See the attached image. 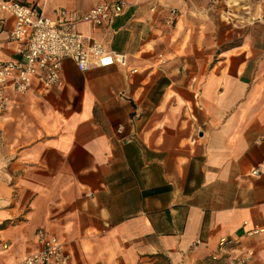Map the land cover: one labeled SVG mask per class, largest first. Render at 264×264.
Returning <instances> with one entry per match:
<instances>
[{"label": "crops", "instance_id": "crops-1", "mask_svg": "<svg viewBox=\"0 0 264 264\" xmlns=\"http://www.w3.org/2000/svg\"><path fill=\"white\" fill-rule=\"evenodd\" d=\"M25 1L52 16L101 0ZM209 1L126 0L109 27H79L122 64L65 59L58 85L7 93L0 264L39 229L70 264H264V48L251 27L210 56L236 26L214 36ZM12 21L0 13V63L16 59Z\"/></svg>", "mask_w": 264, "mask_h": 264}, {"label": "built area", "instance_id": "built-area-1", "mask_svg": "<svg viewBox=\"0 0 264 264\" xmlns=\"http://www.w3.org/2000/svg\"><path fill=\"white\" fill-rule=\"evenodd\" d=\"M125 6L126 0H101L84 14L59 10L47 16L25 0H0V13L13 20L7 40L16 55V59L0 63V112L10 104L8 92L22 96L34 83L44 89L58 85L65 59L80 72L122 64V54L106 51L99 40L82 34L79 27H109L123 14ZM228 244L224 239L219 242L221 247ZM35 246L34 252L19 264H70L63 242L45 230L36 231ZM247 258L238 257L226 264H245Z\"/></svg>", "mask_w": 264, "mask_h": 264}, {"label": "rangeland", "instance_id": "rangeland-1", "mask_svg": "<svg viewBox=\"0 0 264 264\" xmlns=\"http://www.w3.org/2000/svg\"><path fill=\"white\" fill-rule=\"evenodd\" d=\"M201 1V0H199ZM210 15L205 25L211 28L214 36H221L223 31L233 28L235 32L227 33L225 45L219 50L210 49V56L214 51L228 49L243 42L249 35L250 28H254L259 40V48H264V0H210ZM256 26V27H254ZM240 33V34H239ZM156 264H169L166 259L156 261Z\"/></svg>", "mask_w": 264, "mask_h": 264}]
</instances>
